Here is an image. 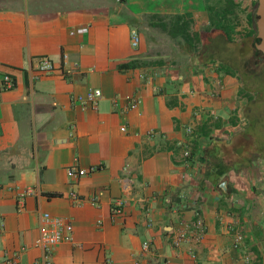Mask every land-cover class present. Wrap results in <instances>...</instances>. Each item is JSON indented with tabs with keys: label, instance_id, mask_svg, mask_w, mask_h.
Masks as SVG:
<instances>
[{
	"label": "crops",
	"instance_id": "1",
	"mask_svg": "<svg viewBox=\"0 0 264 264\" xmlns=\"http://www.w3.org/2000/svg\"><path fill=\"white\" fill-rule=\"evenodd\" d=\"M230 3L0 0V72L13 78L0 88V264L13 251L43 264L44 211L72 226L52 264H264V92L249 101L264 56L246 20L256 0ZM175 13L195 31L219 18L229 39L216 31L189 46L146 18ZM40 56L52 70L37 71ZM87 86L101 91L93 109L71 100ZM125 94L139 101L128 107ZM70 164L86 172L68 176ZM196 214L205 230L191 256L190 241L168 236Z\"/></svg>",
	"mask_w": 264,
	"mask_h": 264
},
{
	"label": "built area",
	"instance_id": "2",
	"mask_svg": "<svg viewBox=\"0 0 264 264\" xmlns=\"http://www.w3.org/2000/svg\"><path fill=\"white\" fill-rule=\"evenodd\" d=\"M86 30V25L75 27L72 31L82 32ZM129 42L132 46H135L138 42V33L136 29L131 28L129 31ZM54 67L53 62L47 56H40L37 59L36 69L38 72H48ZM13 84V78L10 74L0 72V88H7ZM101 95V91L98 87L87 86L83 94H76L71 97V100L78 101L82 106L89 107L91 109L95 108L97 101ZM124 98L126 100V106L132 107L138 101L139 98L136 94H125ZM121 131L125 130V126H119ZM185 130L190 133V126H186ZM150 132V131H149ZM184 157L189 155L187 148H184L182 151ZM86 172V169L82 167H77L74 164L66 166V174L71 177H77ZM9 186L3 185L0 183V189L8 188ZM32 192L29 188H24L22 191L16 193V201L18 206H21V200L24 194ZM70 197L73 200L77 199V195L74 191L69 192ZM121 202L116 199L112 206V213H118L120 211ZM98 222V220H97ZM38 236L36 238V244L40 249L41 261L43 264H52L51 256L54 246L62 240L71 239V230L72 226L64 217L58 215H51L48 212L44 211L41 214V221L38 226ZM205 230L203 219L196 214L194 219L191 221V225L188 222L181 223L179 222L176 227L169 234V243L172 247H178L183 240L190 241L191 244L188 246V253L191 256H194V248L199 240L201 239ZM238 239V236L237 238ZM140 250L145 252L148 250V241L142 240L140 242ZM18 251H13L6 255L2 259V264H20L18 259ZM137 263V261H136Z\"/></svg>",
	"mask_w": 264,
	"mask_h": 264
},
{
	"label": "trees",
	"instance_id": "3",
	"mask_svg": "<svg viewBox=\"0 0 264 264\" xmlns=\"http://www.w3.org/2000/svg\"><path fill=\"white\" fill-rule=\"evenodd\" d=\"M230 0H224L223 4V10H228L230 6ZM149 24L158 26L160 29H162L164 32H166L168 35L172 37H178L180 40H182L184 43H186L189 46H193L195 42L202 41L205 39L206 36L214 34L216 31L220 32L226 39H229V26L224 24V22H219L220 19L217 18L213 21L212 19V27L209 29H199L197 31L190 29V24L192 22V18L188 13H175L170 15H158V14H149L146 16ZM246 20L249 23H253V15L247 14ZM254 31L256 32V29L254 28ZM255 47V43L253 44ZM254 58L256 57H262L264 54L255 48V53L253 54ZM254 61V65H255ZM247 64V63H246ZM247 70V69H246ZM257 70L259 71L257 81H258V87L256 88V94L254 97H252L251 100H249L254 105L257 102V97L259 94L264 92V68L258 67ZM256 72V69L254 70V73ZM248 98H251L250 94H247ZM258 95V96H257ZM259 99V97H258ZM257 104L260 106L263 105V111H262V117H264V102H261ZM257 117V115H254V118ZM245 118L247 119L246 115ZM253 121V119H251ZM250 121V123H251Z\"/></svg>",
	"mask_w": 264,
	"mask_h": 264
},
{
	"label": "water",
	"instance_id": "4",
	"mask_svg": "<svg viewBox=\"0 0 264 264\" xmlns=\"http://www.w3.org/2000/svg\"><path fill=\"white\" fill-rule=\"evenodd\" d=\"M253 16L256 26L255 46L264 53V0H256ZM220 185H223V181Z\"/></svg>",
	"mask_w": 264,
	"mask_h": 264
},
{
	"label": "rangeland",
	"instance_id": "5",
	"mask_svg": "<svg viewBox=\"0 0 264 264\" xmlns=\"http://www.w3.org/2000/svg\"><path fill=\"white\" fill-rule=\"evenodd\" d=\"M238 32H240V33H241L242 31H241V30H239ZM238 32H237V33H238Z\"/></svg>",
	"mask_w": 264,
	"mask_h": 264
}]
</instances>
